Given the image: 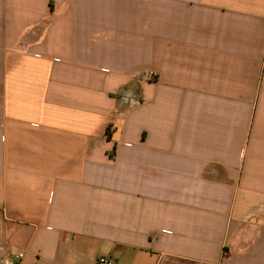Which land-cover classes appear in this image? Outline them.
I'll return each mask as SVG.
<instances>
[{
  "label": "crops",
  "instance_id": "obj_1",
  "mask_svg": "<svg viewBox=\"0 0 264 264\" xmlns=\"http://www.w3.org/2000/svg\"><path fill=\"white\" fill-rule=\"evenodd\" d=\"M18 251L264 264V0H0V260Z\"/></svg>",
  "mask_w": 264,
  "mask_h": 264
},
{
  "label": "built area",
  "instance_id": "obj_2",
  "mask_svg": "<svg viewBox=\"0 0 264 264\" xmlns=\"http://www.w3.org/2000/svg\"><path fill=\"white\" fill-rule=\"evenodd\" d=\"M151 77L152 79H156L157 75L155 73H152ZM25 257H26L25 252L18 251L0 260V264H22ZM98 261L99 264H114V260L106 256H101ZM38 264H43V263L39 262Z\"/></svg>",
  "mask_w": 264,
  "mask_h": 264
}]
</instances>
